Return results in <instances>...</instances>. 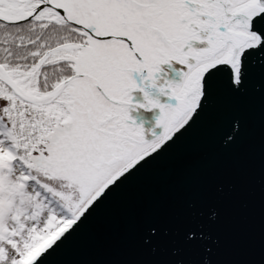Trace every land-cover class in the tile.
Returning <instances> with one entry per match:
<instances>
[{
    "label": "snow or ice",
    "instance_id": "obj_1",
    "mask_svg": "<svg viewBox=\"0 0 264 264\" xmlns=\"http://www.w3.org/2000/svg\"><path fill=\"white\" fill-rule=\"evenodd\" d=\"M255 68L264 0H0V264H45Z\"/></svg>",
    "mask_w": 264,
    "mask_h": 264
},
{
    "label": "water",
    "instance_id": "obj_2",
    "mask_svg": "<svg viewBox=\"0 0 264 264\" xmlns=\"http://www.w3.org/2000/svg\"><path fill=\"white\" fill-rule=\"evenodd\" d=\"M45 264H264V71L220 78L197 125Z\"/></svg>",
    "mask_w": 264,
    "mask_h": 264
},
{
    "label": "rangeland",
    "instance_id": "obj_3",
    "mask_svg": "<svg viewBox=\"0 0 264 264\" xmlns=\"http://www.w3.org/2000/svg\"><path fill=\"white\" fill-rule=\"evenodd\" d=\"M133 115L136 116V113H133ZM136 117H137L138 119H141L140 116H136ZM141 121H143V120H141ZM146 127H148V126H146Z\"/></svg>",
    "mask_w": 264,
    "mask_h": 264
},
{
    "label": "bare ground",
    "instance_id": "obj_4",
    "mask_svg": "<svg viewBox=\"0 0 264 264\" xmlns=\"http://www.w3.org/2000/svg\"><path fill=\"white\" fill-rule=\"evenodd\" d=\"M154 119H155V117L152 118V120H154Z\"/></svg>",
    "mask_w": 264,
    "mask_h": 264
}]
</instances>
